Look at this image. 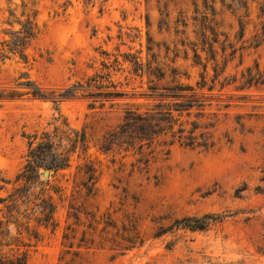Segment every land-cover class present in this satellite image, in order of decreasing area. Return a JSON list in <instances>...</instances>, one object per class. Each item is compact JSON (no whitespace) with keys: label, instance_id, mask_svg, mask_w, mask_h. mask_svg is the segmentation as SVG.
Here are the masks:
<instances>
[{"label":"rangeland","instance_id":"1","mask_svg":"<svg viewBox=\"0 0 264 264\" xmlns=\"http://www.w3.org/2000/svg\"><path fill=\"white\" fill-rule=\"evenodd\" d=\"M214 1L0 0V48L30 14L37 30L25 58L8 50L0 55V177L10 181L0 198L12 192L33 134L49 133L57 143L63 136V145L86 136L70 168L40 169L31 189L38 194V182L49 183L44 188L56 206L55 230L31 220L38 237L28 239L10 224L12 236L20 232L29 246L4 252L26 253L28 264H264V85L236 89L247 68L264 70V15L256 3L246 10ZM202 34L216 62L206 45L201 51ZM194 50L206 64L207 85L214 84L202 91L210 106L197 121L213 125L215 146L174 144L167 157L148 165L133 151L113 146L107 152V132L120 123L124 106L145 104L139 96L153 85V75L135 72L134 63L160 67L162 83L171 81L170 68L177 69L180 83L195 86L204 71ZM95 75L104 86L114 84L104 93L127 96L78 93L54 103L30 93L39 88L56 97ZM62 122L63 134L55 129ZM92 173L96 182L86 195L83 184ZM184 218L205 228L177 226Z\"/></svg>","mask_w":264,"mask_h":264},{"label":"trees","instance_id":"2","mask_svg":"<svg viewBox=\"0 0 264 264\" xmlns=\"http://www.w3.org/2000/svg\"><path fill=\"white\" fill-rule=\"evenodd\" d=\"M205 1L207 3V0ZM229 1L231 3L226 5L228 8H231L233 4L246 10L249 8V2L256 3L259 6L261 16L264 15V0L261 2L258 0ZM210 2L213 5L215 4L214 0H210ZM221 2L224 3L225 0H221ZM210 10L214 11L213 6L210 7ZM34 17V14L28 15L25 22L20 23L22 26L21 30L19 32H13L11 34V40L3 43L2 48H0L1 56L8 50L13 54L18 53L22 58H25L23 51L26 45L34 38L37 31ZM239 25L240 36L242 38L244 35V25L241 22H239ZM202 37L201 51H204V45H206V52L210 53L212 55L211 60L216 62L212 44L205 40L204 35ZM194 55L196 59L195 64L202 66L204 71L200 74V80L196 82L195 86L180 83L182 74L177 69L170 68L171 81L162 83L165 81L166 74L160 67L151 68L149 64L143 66L142 63H134L135 72L141 71L142 74L147 73L153 75L154 80L149 81L153 85L148 88L150 91L148 94H141L139 96V98L146 102L145 104H126L124 106L120 123L107 132V152L111 151L113 146L123 148L125 152L133 151L134 155L140 156L139 162L148 165L150 160H155L158 156L167 157L170 153V148L174 144H178L184 148H200L203 150H209L215 146L213 136L209 130L213 125L210 123L200 124L197 121L200 118L198 116L203 117L202 112L206 107L210 106L202 91L205 88L208 91H212L214 84L213 86L207 85L204 74L207 68L206 64H201V56L196 50H194ZM226 64L224 65V70ZM214 69L216 71V67ZM184 76L189 79L187 74ZM107 78H109V74H107ZM102 79V76L95 75L88 78L85 84L77 83L56 97H47L39 88L31 90L30 93L35 98L50 99L54 103H58L63 99L74 98L78 93H82L88 97L107 96V100L125 98L127 96V94L116 91H107V93H104L105 88H115V86L109 81V85L104 86ZM233 81L236 82V78ZM239 82L241 84L236 89L264 85V70H261L257 65L254 70L247 68L246 74H242ZM193 110L197 111L194 114L197 118L196 120L189 121ZM63 127L67 128L65 122H62L55 129L63 134ZM74 133L78 135L77 132ZM62 137L58 138L59 142L57 143L49 133H42L40 137H38V134H33L29 142L26 164L22 171L15 177L12 183L14 185L12 192L7 197L0 198V204H3L5 209V213L3 214L5 216L0 218V264H28L26 253L9 254L8 252H4V248L12 251L13 248L18 250L22 247L29 246L22 238L20 232L18 236H12L9 228L10 224H13L17 228H22L28 234V239L30 237L37 239L38 237V232L29 226L31 220L45 227H51L53 230L57 227L55 220L56 206L52 196L44 188L49 183L41 184L38 182V184L42 185L38 194H35L31 189L37 183L40 169L57 173L70 168L71 155L76 152L78 146H85L86 136L84 133H82L80 139L78 137L76 139L66 138V145L62 144ZM38 138L40 142L34 145L33 141ZM95 182L96 177L94 173L89 174L86 182L83 184L86 189V195L93 192ZM9 183L10 181L0 177V192L5 190V185ZM54 191L61 198L62 189L58 187ZM72 215L76 218L75 214ZM206 218L207 216L203 217V219ZM189 222L201 221L193 218H184L175 223L177 226L190 230H202L205 228V224L203 223L190 225ZM67 236L68 234H65L64 238Z\"/></svg>","mask_w":264,"mask_h":264}]
</instances>
